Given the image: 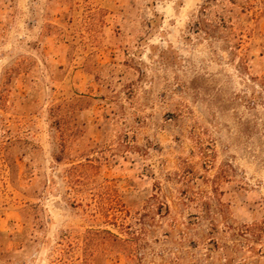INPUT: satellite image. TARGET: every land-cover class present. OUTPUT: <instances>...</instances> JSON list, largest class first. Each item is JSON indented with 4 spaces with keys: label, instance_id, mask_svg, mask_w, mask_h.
<instances>
[{
    "label": "rangeland",
    "instance_id": "obj_1",
    "mask_svg": "<svg viewBox=\"0 0 264 264\" xmlns=\"http://www.w3.org/2000/svg\"><path fill=\"white\" fill-rule=\"evenodd\" d=\"M0 264H264V0H0Z\"/></svg>",
    "mask_w": 264,
    "mask_h": 264
}]
</instances>
